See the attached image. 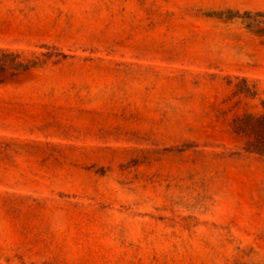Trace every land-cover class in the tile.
<instances>
[{
	"label": "rangeland",
	"instance_id": "1",
	"mask_svg": "<svg viewBox=\"0 0 264 264\" xmlns=\"http://www.w3.org/2000/svg\"><path fill=\"white\" fill-rule=\"evenodd\" d=\"M0 264H264V0H0Z\"/></svg>",
	"mask_w": 264,
	"mask_h": 264
}]
</instances>
